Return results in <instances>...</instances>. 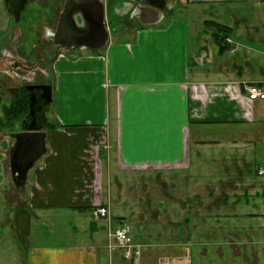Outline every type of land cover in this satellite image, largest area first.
I'll use <instances>...</instances> for the list:
<instances>
[{
  "label": "crops",
  "instance_id": "obj_1",
  "mask_svg": "<svg viewBox=\"0 0 264 264\" xmlns=\"http://www.w3.org/2000/svg\"><path fill=\"white\" fill-rule=\"evenodd\" d=\"M61 1L51 36L68 0ZM100 1L117 6L134 0ZM151 1L170 13L157 26L110 19L113 32L103 48L63 36L44 53L50 64L42 83L52 85L53 97L47 111L53 118H46L54 127L44 129L48 153L30 172L27 203L14 217L25 264H109L110 228L144 219L131 193L133 185H146L149 171L155 172L156 201L164 197V184H177L168 183L169 173L187 174L186 199L193 204L200 196L211 203V173L222 172L219 167L242 176L230 184H264L258 174L264 172V100H249L246 90L247 84L264 88V0ZM217 26L230 29L224 49L215 40ZM196 174H203L202 182L193 180ZM195 187L203 193L190 192ZM143 195L141 203L154 200ZM255 196L264 198V191ZM244 198L249 204L247 192ZM101 206L110 219L95 218ZM160 212L158 206L149 210L150 218L156 221ZM188 219L196 221L197 213ZM60 220L74 223L62 224L60 241H45ZM133 230L143 264L150 240ZM187 252L186 264H195L191 246Z\"/></svg>",
  "mask_w": 264,
  "mask_h": 264
},
{
  "label": "rangeland",
  "instance_id": "obj_2",
  "mask_svg": "<svg viewBox=\"0 0 264 264\" xmlns=\"http://www.w3.org/2000/svg\"><path fill=\"white\" fill-rule=\"evenodd\" d=\"M33 1L35 2V0ZM52 1L54 0L40 1V3L48 5V9H50L49 12H45L48 9L45 10L30 0L22 14L20 25H14L4 0H0L2 21L0 29V92H4L0 102V118L4 120L5 124L14 125V127L0 128V145L2 146V155L0 154V264H25L24 253L16 241L14 217L18 209L27 203L30 178H28L23 191H19L13 182L9 164L10 150L13 145L11 134L23 131L24 115H21L20 119L9 121L7 117L4 119L3 108L10 106L13 102V91L20 90L24 85L42 83L44 74L48 75L46 66L50 64V59L44 53L48 51L51 43H45L43 37L48 35L51 37L57 23L56 16L63 8V1L55 0V3ZM53 6H55L53 10L55 13L51 12ZM225 9H231V6H225ZM244 9L245 6L241 11L249 16L250 10ZM197 15L203 16L202 13H197L195 16ZM261 15L260 12L255 13L258 20H261ZM225 28L227 27L225 26ZM215 31L220 30L216 28ZM11 64H22L24 67L12 68ZM46 117L52 119V112H46L44 119ZM230 168L219 167L222 172L211 173L210 181L213 187L211 203L204 200L202 196L200 199H194L195 204L192 201L187 202V174L169 173L165 176L168 183H171L172 180L177 182L173 187L176 191L173 193L172 187L169 184H164V197L158 198L157 201L156 197L159 196L155 195L157 184L154 171H149L146 174L147 180L144 181L146 183H142L146 185H133L132 207H135L140 213L143 212L142 215H139L140 213L137 215L144 219L127 221H130L129 223L135 228L138 239L148 236L146 239L150 240L151 247L149 253L145 254L143 264H186L188 260L187 248L189 250L190 246L192 248V254H190L195 260V264H264V198L255 196L256 192L261 194L264 191V184H253L252 182L230 184L229 182L236 178L235 175L239 178L242 177L237 172L232 173ZM258 174L264 175V172L260 171ZM139 179L137 180L139 181ZM203 179V174H196V177H193L196 183L202 182ZM190 192L202 194L203 189L195 187L194 191L190 189ZM246 192L249 194V204L245 202L244 194ZM146 193L155 202L147 199L150 201L149 203L146 201L141 203L139 194L146 195ZM237 197L240 198L239 201H237ZM178 200L179 202L184 200L186 203H174ZM136 202L139 203L136 204ZM156 202V206L162 212L155 214L154 217H158L155 221L150 218L153 214L149 213V210H155ZM121 204L122 202L116 207L120 208ZM193 212L197 213L196 221L188 219ZM203 213H208L210 219L204 220ZM57 222L60 225L54 227L52 231L46 232L48 236L45 241L49 243L60 241L61 233L59 231L63 230L62 224L74 223L73 220ZM41 228L38 224L37 229L41 230ZM194 230L195 233H193ZM36 235L35 232L34 236ZM106 249L110 264L108 244ZM112 260L113 264L120 263L118 256L113 255Z\"/></svg>",
  "mask_w": 264,
  "mask_h": 264
},
{
  "label": "water",
  "instance_id": "obj_3",
  "mask_svg": "<svg viewBox=\"0 0 264 264\" xmlns=\"http://www.w3.org/2000/svg\"><path fill=\"white\" fill-rule=\"evenodd\" d=\"M28 2L29 0H4L14 25L21 23ZM166 14L165 7L151 0H134L129 3L118 1L117 6L100 0H68L59 19L57 36H64L78 44L89 43L85 45L91 50H99L109 42L113 32L114 22L110 19L131 20L137 28L157 26L165 19ZM25 88L33 93L29 100V114L33 121L25 130L11 135L13 145L9 157L12 179L19 191L25 189L30 172L48 153L47 132L44 130L47 118L42 119V116L53 102L52 85L32 84ZM40 91L43 92L42 95L38 94Z\"/></svg>",
  "mask_w": 264,
  "mask_h": 264
},
{
  "label": "built area",
  "instance_id": "obj_4",
  "mask_svg": "<svg viewBox=\"0 0 264 264\" xmlns=\"http://www.w3.org/2000/svg\"><path fill=\"white\" fill-rule=\"evenodd\" d=\"M248 98L251 101L264 100V88L257 84H247ZM97 219H110V210L106 206H101L94 211ZM109 253L110 264H113V255L121 264H140L143 257V246L134 239L133 226L129 222L122 221L117 227L110 228L109 231Z\"/></svg>",
  "mask_w": 264,
  "mask_h": 264
},
{
  "label": "trees",
  "instance_id": "obj_5",
  "mask_svg": "<svg viewBox=\"0 0 264 264\" xmlns=\"http://www.w3.org/2000/svg\"><path fill=\"white\" fill-rule=\"evenodd\" d=\"M218 33L215 35V40H218V43L220 44L221 48L224 49L226 48L227 45H225L226 42V37L229 34L230 29L225 28L223 26H217ZM26 94L24 91L23 93L21 92L15 100L11 103L10 106H6L3 108V112L5 113L4 119H7L10 121L11 119L13 121L17 120L21 115H27L29 111V95ZM22 118V117H21ZM20 119V118H19ZM8 122V121H7ZM7 124V125H6ZM4 123V120H1L0 118V128L2 127H14V125H8L9 123ZM51 127H54V123L50 121H46L44 123V129H50Z\"/></svg>",
  "mask_w": 264,
  "mask_h": 264
},
{
  "label": "flooded vegetation",
  "instance_id": "obj_6",
  "mask_svg": "<svg viewBox=\"0 0 264 264\" xmlns=\"http://www.w3.org/2000/svg\"><path fill=\"white\" fill-rule=\"evenodd\" d=\"M30 1V0H29ZM28 4H29V2H28ZM28 4H27V6H28ZM26 6V7H27ZM20 25V24H19ZM43 39H45V43H51L50 45H51V47L52 46H56V44H54V43H56V42H60L61 41V38L59 37V36H57V35H53V36H51L50 37V35H48V36H44L43 37ZM57 47V46H56ZM23 62H24V60H23ZM11 66H12V68L14 67H16V68H19L20 66L21 67H24V65H22V64H18V65H16V64H11ZM13 70H15V69H13ZM13 78V77H12ZM37 84H43V83H37ZM0 85H1V83H0ZM26 92V94H28L29 95V100H30V97L32 96V92H29V91H27L26 90V88H25V85L20 89V90H16V91H13V96H12V100H15L16 98H17V96L22 92ZM38 94L39 95H42L43 94V92L42 91H40V92H38ZM27 95V96H28ZM4 96V92L2 91V92H0V100L2 99V97ZM40 100L42 101V98H40ZM50 107V106H49ZM49 107H48V109H49ZM48 109H47V111H48ZM46 111V112H47ZM30 112L28 111V113H27V115H25V117H24V120H22V128H23V130H25L26 129V127H28L31 123H32V121H33V118L30 116V114H29ZM42 119H44V115L42 116ZM18 132H20V131H18ZM17 133V132H16ZM13 134V133H12ZM11 134V135H12ZM13 140V139H12ZM2 151V146L0 145V154L2 153L1 152ZM2 155V154H1Z\"/></svg>",
  "mask_w": 264,
  "mask_h": 264
}]
</instances>
